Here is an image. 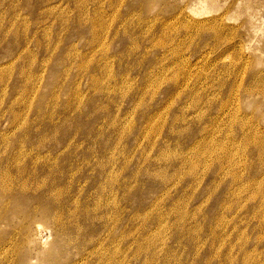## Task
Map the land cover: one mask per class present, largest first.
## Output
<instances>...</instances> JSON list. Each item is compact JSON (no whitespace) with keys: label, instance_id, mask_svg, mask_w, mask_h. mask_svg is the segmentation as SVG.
I'll return each mask as SVG.
<instances>
[{"label":"rangeland","instance_id":"rangeland-1","mask_svg":"<svg viewBox=\"0 0 264 264\" xmlns=\"http://www.w3.org/2000/svg\"><path fill=\"white\" fill-rule=\"evenodd\" d=\"M205 57L264 71V0H0V183L77 223L0 201V264H264V195L179 203L181 98L202 126L179 72Z\"/></svg>","mask_w":264,"mask_h":264},{"label":"bare ground","instance_id":"bare-ground-1","mask_svg":"<svg viewBox=\"0 0 264 264\" xmlns=\"http://www.w3.org/2000/svg\"><path fill=\"white\" fill-rule=\"evenodd\" d=\"M216 53V57L222 55ZM203 59V61H192L186 68H181L179 72L178 85L181 94L185 92L186 74L191 73L189 88L192 99L191 112L202 116L201 129L193 134L191 130L187 131L186 113L182 108V98L180 99L178 168L176 167L179 203L182 205L212 204L218 195L222 194L224 196L218 201L221 205H226L228 197L241 195H245V197L234 199L236 203L231 201V205L254 203L264 195V115H261L264 110V71L255 72L250 66V68L246 67V63L241 64V62L230 66L229 69L225 68L226 71L223 75H217L212 72L215 62L212 63L213 60L211 61L208 57ZM255 98L258 99L256 102L258 110H261L258 111V114L253 111L248 113L245 102L255 100ZM188 137L191 139L190 146L186 144ZM1 165L0 167H2ZM9 182L5 179L0 183V201L2 204H11L10 214L18 217L27 214L28 222H31L33 217L43 215V218L63 236L67 235L68 231H73L72 229L77 223L75 222L76 224L71 227L72 224L66 225L64 213V216L61 215V219L55 220L52 219V216L50 217L53 210L47 209L48 211H46L38 205L25 211L24 206L19 203L22 198L20 197V199L17 194L26 195L29 193L27 184H21V179L20 181L13 179ZM16 204L19 206L15 207ZM79 213L81 212L79 211ZM72 220L74 221V219Z\"/></svg>","mask_w":264,"mask_h":264}]
</instances>
